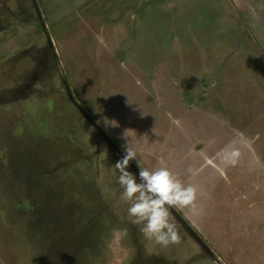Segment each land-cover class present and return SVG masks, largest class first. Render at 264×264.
I'll list each match as a JSON object with an SVG mask.
<instances>
[{"label":"rangeland","instance_id":"374dc122","mask_svg":"<svg viewBox=\"0 0 264 264\" xmlns=\"http://www.w3.org/2000/svg\"><path fill=\"white\" fill-rule=\"evenodd\" d=\"M127 140L211 255L131 222ZM0 264H264V0H0Z\"/></svg>","mask_w":264,"mask_h":264},{"label":"clouds","instance_id":"9594fccd","mask_svg":"<svg viewBox=\"0 0 264 264\" xmlns=\"http://www.w3.org/2000/svg\"><path fill=\"white\" fill-rule=\"evenodd\" d=\"M123 147L124 155L113 168L118 172L121 189L119 200L128 206L127 214L131 222L140 225L144 239L155 245L164 248L179 245L182 238L171 210L180 208L193 216H200L202 209L198 205V188L192 184L186 185L165 166L154 170L143 167L128 140ZM241 156L242 152L238 147H231L220 154V161L226 167H235ZM133 161L139 170L138 177L128 170ZM188 172L197 174V170L193 168H189Z\"/></svg>","mask_w":264,"mask_h":264},{"label":"flooded vegetation","instance_id":"af4514ba","mask_svg":"<svg viewBox=\"0 0 264 264\" xmlns=\"http://www.w3.org/2000/svg\"><path fill=\"white\" fill-rule=\"evenodd\" d=\"M38 17H39V15H38ZM63 83H64V81H63ZM64 89H65V92H66V94H67V96H68V98H69V100H70V102L72 103V105L76 108L77 107V105H76V101L75 100H73V98L71 97V95L69 94V92L70 91H68L69 89L67 88V86H66V84L64 83ZM115 150V149H114ZM113 150V151H114ZM115 152V151H114ZM116 153V155L121 159L122 157H123V155L122 154H120L119 152H115ZM137 175H138V173L137 172H135ZM172 215H173V213H172ZM173 217H174V215H173ZM176 219V218H175ZM177 220V219H176ZM177 222H178V220H177ZM180 222V221H179ZM178 222V223H179ZM180 224V223H179ZM183 226V225H182ZM187 230V229H186ZM190 235V237H193V240L199 245V247L200 248H203L204 247V249L206 250V252H207V250L208 249H206L205 248V246L202 244V242L196 237V236H193V235H191V234H189ZM115 245V244H114ZM117 247V246H116ZM115 247V248H116ZM118 248V247H117ZM210 255H211V253H210V251L208 252ZM116 260V258H114V261Z\"/></svg>","mask_w":264,"mask_h":264},{"label":"water","instance_id":"95a60500","mask_svg":"<svg viewBox=\"0 0 264 264\" xmlns=\"http://www.w3.org/2000/svg\"><path fill=\"white\" fill-rule=\"evenodd\" d=\"M34 1V0H33ZM35 4V3H34ZM37 8V7H36ZM37 11H38V9H37ZM50 47L51 48H53L52 47V44L50 43ZM64 81V83L66 84V82H65V80H63ZM69 91V90H68ZM86 116V115H85ZM87 117V116H86ZM87 119L90 121V119L87 117ZM94 127H96L97 128V126L96 125H94ZM98 129V131L102 134V131L99 129V128H97ZM135 172H137V171H135ZM171 212L173 213V215H174V217L178 220V221H180V223L183 225V227L185 228V229H187V231L191 234V235H193V236H195V234L191 231V229L186 225V224H184V222L182 221V219L176 214V212L175 211H173V209L171 210ZM208 252H209V250H207Z\"/></svg>","mask_w":264,"mask_h":264}]
</instances>
